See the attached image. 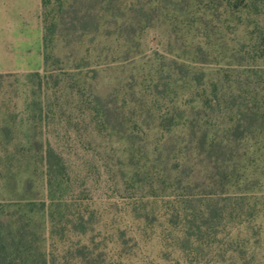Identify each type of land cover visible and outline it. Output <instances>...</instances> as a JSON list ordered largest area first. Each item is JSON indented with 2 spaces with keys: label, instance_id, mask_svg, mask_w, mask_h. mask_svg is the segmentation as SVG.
Listing matches in <instances>:
<instances>
[{
  "label": "rangeland",
  "instance_id": "obj_1",
  "mask_svg": "<svg viewBox=\"0 0 264 264\" xmlns=\"http://www.w3.org/2000/svg\"><path fill=\"white\" fill-rule=\"evenodd\" d=\"M7 12L32 14L30 20L36 21L34 10ZM38 14L39 40L34 26L32 41L2 43L9 53L17 44V58H5L0 51V65L18 70L0 73V217L11 220L21 214L47 230L49 264H264V192L253 194L235 178L223 182L212 173L214 165L200 160L184 165L178 186L174 161L149 165L158 179L142 176L137 190L126 165H120L118 143L99 132L83 108V86L75 74L82 82L85 73L88 83H98L102 98L114 107L122 71L133 67L132 62L166 55L170 46L142 41L135 52L122 56L115 43L68 40L58 32L50 78L41 82L42 5ZM256 19L264 26V14ZM57 58L61 60L55 62ZM49 148L66 165L53 181L58 192L52 201ZM263 158L256 176L248 167L247 183L264 187ZM246 166L243 161L241 167ZM158 180L175 196L152 189Z\"/></svg>",
  "mask_w": 264,
  "mask_h": 264
},
{
  "label": "trees",
  "instance_id": "obj_2",
  "mask_svg": "<svg viewBox=\"0 0 264 264\" xmlns=\"http://www.w3.org/2000/svg\"><path fill=\"white\" fill-rule=\"evenodd\" d=\"M41 5V82L50 78L58 32L68 40L115 43L122 56L149 40L170 46L166 55L178 58L158 54L147 63L132 62L115 86L114 107L102 98L98 83H88L87 74L83 82L74 75L83 86V108L96 129L118 143L120 165H126L137 190L142 176L158 179L149 165L174 161L178 186L184 165L200 160L214 165L212 173L223 182L235 178L253 194L264 192L262 184L244 179L248 167L257 175L264 157V26L256 19L264 14V0H41ZM46 156L52 201L58 192L53 181L66 165L52 148ZM157 182L152 189L175 196ZM46 231L21 214L0 217V264H49Z\"/></svg>",
  "mask_w": 264,
  "mask_h": 264
},
{
  "label": "crops",
  "instance_id": "obj_3",
  "mask_svg": "<svg viewBox=\"0 0 264 264\" xmlns=\"http://www.w3.org/2000/svg\"><path fill=\"white\" fill-rule=\"evenodd\" d=\"M41 8V0H0V51L3 57L17 58V44L11 47V53H9L8 45L2 46L3 42L23 43L25 41L30 42L32 38L30 34L35 32L36 40H39L40 36V23L37 20L39 9ZM22 9H29L35 11V19L30 20L31 16H10L7 11H16ZM4 11V14L2 13ZM24 15V14H23ZM34 18V17H33ZM35 26V31L33 27ZM34 31V32H33ZM32 36V35H31ZM19 50H23L20 45ZM19 56L22 57V54ZM8 66L0 65V73H7L9 71H18L17 69L7 68Z\"/></svg>",
  "mask_w": 264,
  "mask_h": 264
}]
</instances>
